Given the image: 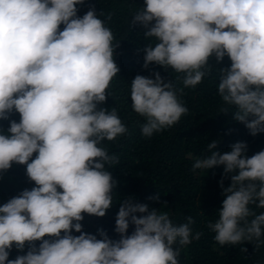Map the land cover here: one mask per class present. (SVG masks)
<instances>
[{
  "label": "clouds",
  "instance_id": "9594fccd",
  "mask_svg": "<svg viewBox=\"0 0 264 264\" xmlns=\"http://www.w3.org/2000/svg\"><path fill=\"white\" fill-rule=\"evenodd\" d=\"M85 3L0 0V122L8 124L0 126V173L25 166L35 185L0 205V264H179L181 250L204 235L193 233L191 216L177 225L169 212L129 196L119 202L118 239L104 229L83 231L85 215L103 218L113 206L118 182L109 169L119 157L104 142L128 132L115 108L99 107L120 72L119 42L107 26L112 15L101 19L89 4L80 16ZM131 25L142 26L152 41L143 48L145 69L155 64L182 74L183 88L159 72L132 80L131 105L145 119L144 137L188 113L179 97L211 75L213 57L217 64L225 57L231 62L218 69L221 113L234 109L233 119L253 137L264 133V0H144ZM217 146L209 143L210 154L192 166L193 172L223 166L225 198L206 228L221 246L248 242L259 249L264 150L249 157L245 142L222 153ZM14 248L21 254L10 258Z\"/></svg>",
  "mask_w": 264,
  "mask_h": 264
},
{
  "label": "trees",
  "instance_id": "16d2710c",
  "mask_svg": "<svg viewBox=\"0 0 264 264\" xmlns=\"http://www.w3.org/2000/svg\"><path fill=\"white\" fill-rule=\"evenodd\" d=\"M89 4L95 7L98 14H104L101 19L111 13L112 20L107 26L113 31L114 43L119 42L114 57L120 72L107 90L109 97L99 107L115 108L128 132L113 142H104L109 154L119 157V164L109 169L118 182L113 190V206L103 218L85 215L83 231L97 234L98 229H104L110 238L118 239L114 229L119 202L131 196L150 208L169 212L177 225L185 223L186 218L191 216L195 221L193 233H204L200 240H193L181 250L179 264H264V246L256 249L248 242L221 246L215 242V234L206 228L207 223L219 218L218 211L225 198L220 187L223 166L195 172L192 168L195 159L210 154L207 145L212 141L218 142L216 151L221 153L230 151L237 142L247 144L249 157L264 150V133L253 137L243 124L233 119L231 112L234 109L227 114L221 113L224 105L217 92L218 69L230 67V60L225 57L222 63L217 64L214 57L210 58L211 75L196 87L185 88L179 97L189 109L188 113L171 128L146 138L141 134L145 119L135 113L131 105L132 80L136 75L154 78L152 73L159 72L165 82L183 88L182 74L155 64L148 69L143 67V48L152 41L144 38L142 26L131 25V19L136 10L144 6V0H86L83 6H78V15L83 16ZM14 118L19 121L18 114ZM0 126L7 129L8 124L0 122ZM34 186L26 176V167L14 164L7 172L0 173V205ZM224 186H230V179L224 180ZM157 196L158 201L149 200V197ZM164 204L167 207H163ZM256 211L259 213L264 209ZM132 231L130 226L129 234ZM18 254L21 253L14 248L10 258Z\"/></svg>",
  "mask_w": 264,
  "mask_h": 264
}]
</instances>
